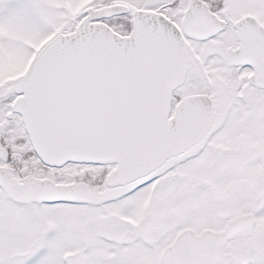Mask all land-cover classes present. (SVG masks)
Here are the masks:
<instances>
[{"label":"snow or ice","instance_id":"6c2138e0","mask_svg":"<svg viewBox=\"0 0 264 264\" xmlns=\"http://www.w3.org/2000/svg\"><path fill=\"white\" fill-rule=\"evenodd\" d=\"M0 264H264V0H0Z\"/></svg>","mask_w":264,"mask_h":264}]
</instances>
